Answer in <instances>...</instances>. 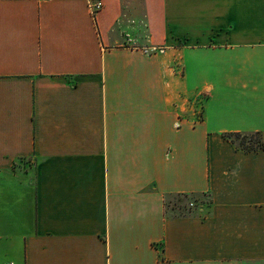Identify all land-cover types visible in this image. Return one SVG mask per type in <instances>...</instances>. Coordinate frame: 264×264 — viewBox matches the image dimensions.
Here are the masks:
<instances>
[{"label": "crops", "instance_id": "1", "mask_svg": "<svg viewBox=\"0 0 264 264\" xmlns=\"http://www.w3.org/2000/svg\"><path fill=\"white\" fill-rule=\"evenodd\" d=\"M101 1L0 0V264H264V0Z\"/></svg>", "mask_w": 264, "mask_h": 264}, {"label": "rangeland", "instance_id": "2", "mask_svg": "<svg viewBox=\"0 0 264 264\" xmlns=\"http://www.w3.org/2000/svg\"><path fill=\"white\" fill-rule=\"evenodd\" d=\"M200 101L198 100V104L200 105ZM198 105V106H199ZM199 108V109H198ZM196 108L198 113L200 112V106ZM201 116L198 114L197 119H200ZM251 135L248 134L247 138L250 139ZM209 201L208 195L203 194H193L189 196L182 195H169L167 196V213L168 214H189L195 213L198 211V208L204 207L206 203Z\"/></svg>", "mask_w": 264, "mask_h": 264}, {"label": "trees", "instance_id": "3", "mask_svg": "<svg viewBox=\"0 0 264 264\" xmlns=\"http://www.w3.org/2000/svg\"><path fill=\"white\" fill-rule=\"evenodd\" d=\"M250 134L251 138L247 136ZM228 140L233 142L239 149L245 152L257 151L264 148L263 134L261 132H225L223 134ZM188 196V195H186Z\"/></svg>", "mask_w": 264, "mask_h": 264}, {"label": "built area", "instance_id": "4", "mask_svg": "<svg viewBox=\"0 0 264 264\" xmlns=\"http://www.w3.org/2000/svg\"><path fill=\"white\" fill-rule=\"evenodd\" d=\"M88 6L91 15L95 18L96 14L103 8V3L101 0H88Z\"/></svg>", "mask_w": 264, "mask_h": 264}]
</instances>
